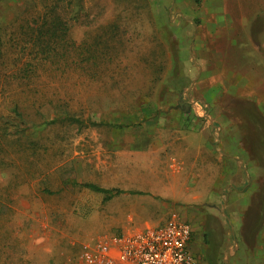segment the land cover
<instances>
[{
	"label": "rangeland",
	"instance_id": "1",
	"mask_svg": "<svg viewBox=\"0 0 264 264\" xmlns=\"http://www.w3.org/2000/svg\"><path fill=\"white\" fill-rule=\"evenodd\" d=\"M163 1L0 0V264H86L113 237L178 220L193 225L199 263L235 253L227 241L241 203L234 181L219 180L211 135L226 129L230 157L237 126L251 123L228 120L246 108L226 93L228 118L214 121L217 107L198 94L219 90L199 89L187 49L211 31L220 49H239L229 67L242 42L264 52V0ZM55 18L51 62L26 66ZM61 109L80 123L55 121ZM83 184L124 193L105 200Z\"/></svg>",
	"mask_w": 264,
	"mask_h": 264
},
{
	"label": "crops",
	"instance_id": "2",
	"mask_svg": "<svg viewBox=\"0 0 264 264\" xmlns=\"http://www.w3.org/2000/svg\"><path fill=\"white\" fill-rule=\"evenodd\" d=\"M168 1L172 2L173 0H164L163 2L167 3ZM193 1L199 4V0ZM219 6L221 7L220 4L215 3L208 5L209 8H218ZM209 8L207 12H209ZM208 25L219 26L223 24ZM214 34L211 31L203 35L197 34L192 38L193 43L189 44L187 49L188 51L196 49L192 55V58L196 59L197 64H199L198 67H195L197 69L195 75H204L201 82L204 83L205 87L202 85L199 89L205 88L206 90L209 87L213 91L214 89L219 90L209 97L205 91L203 93L198 92V99L203 102L204 107L207 108L208 106L209 109L214 104L217 107V114L216 116L211 114L210 118L212 119L214 116L216 117L214 121L222 122L228 118L225 113L228 110L225 109V104L221 100L223 94L238 96L241 99L236 101L243 104L246 109L241 112L238 110L236 115L231 116L228 120L237 123V125H243L245 122L251 123L249 125L251 130H245V132L240 131L237 126L236 134H234L236 145L232 147L233 156L230 157L227 156L228 146L222 139L226 129H221V131L211 135L213 140L218 143L216 154H213L214 159L219 163V168L224 170V173L219 176V180L225 181V183L230 179V181H234L235 186L232 188H235L237 200L241 203L231 213L237 225L231 229L230 234L231 237L234 236L235 238H231L227 243H232L230 245H233L236 251L229 258L227 264H264V52L258 44L252 42L253 44L248 43L246 45L242 42L239 46L242 47L240 51L243 52L242 58L244 59L236 55L237 61H232V65L229 67L228 56L230 52L238 54L237 50L239 49H220L216 44V42H220V38L212 40ZM206 40L208 42H205ZM252 46L256 47V51H251ZM216 48H219L221 52ZM220 53H222L221 57H219ZM203 94L204 97L202 98ZM258 149L262 151L260 153L262 159L257 158ZM229 158L233 161L230 163V168L238 174L235 179L233 176L227 175ZM155 226L160 225L144 223L126 232ZM198 244V241L195 244L193 241L191 243V252L194 256L200 251Z\"/></svg>",
	"mask_w": 264,
	"mask_h": 264
},
{
	"label": "built area",
	"instance_id": "3",
	"mask_svg": "<svg viewBox=\"0 0 264 264\" xmlns=\"http://www.w3.org/2000/svg\"><path fill=\"white\" fill-rule=\"evenodd\" d=\"M194 229L187 221H170L113 237L84 254L86 264H201L191 252Z\"/></svg>",
	"mask_w": 264,
	"mask_h": 264
},
{
	"label": "trees",
	"instance_id": "4",
	"mask_svg": "<svg viewBox=\"0 0 264 264\" xmlns=\"http://www.w3.org/2000/svg\"><path fill=\"white\" fill-rule=\"evenodd\" d=\"M43 24H53V26L51 28H47V31H45L44 33H41L38 37H36L33 41H35V45L38 46L39 53L35 54L34 57H30L28 56L26 59H28V61H30V63H28L26 66L28 67H32V66H37L40 65V62H44L45 64H48L51 62V44H55L56 42V32H58V30L60 29V24H63L59 19L55 18L52 20H44ZM33 67V68H34ZM25 68V67H23ZM22 69V68H21ZM20 69V70H21ZM31 71H34V69H32ZM30 70L27 69H22V72H24L25 76L29 75L31 73ZM21 72V73H22ZM15 114L20 117L22 116V113L20 111L17 110V108H15L14 110ZM57 118L55 119V121H60V120H67L70 119V121H72V123H80L79 120H77L74 116H71L69 114H67V112L63 109H61V111L58 112ZM54 122V121H53ZM92 125H98L95 122H92ZM82 187L87 188L93 192L96 193H101L103 195H105V200H110L113 197H116L120 194H123L124 192L118 189H106V188H102V187H98L96 185H92V184H83ZM131 194H138L141 195L142 193L140 192H132Z\"/></svg>",
	"mask_w": 264,
	"mask_h": 264
}]
</instances>
